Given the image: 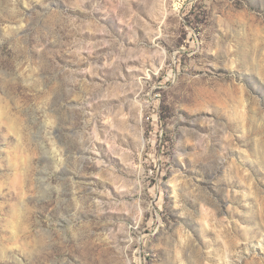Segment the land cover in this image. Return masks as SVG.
<instances>
[{
    "label": "rangeland",
    "instance_id": "1",
    "mask_svg": "<svg viewBox=\"0 0 264 264\" xmlns=\"http://www.w3.org/2000/svg\"><path fill=\"white\" fill-rule=\"evenodd\" d=\"M0 264H264V0H0Z\"/></svg>",
    "mask_w": 264,
    "mask_h": 264
}]
</instances>
